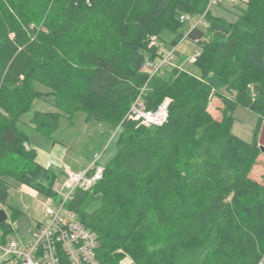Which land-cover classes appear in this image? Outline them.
<instances>
[{
	"label": "trees",
	"instance_id": "trees-1",
	"mask_svg": "<svg viewBox=\"0 0 264 264\" xmlns=\"http://www.w3.org/2000/svg\"><path fill=\"white\" fill-rule=\"evenodd\" d=\"M244 3L232 20L213 15L208 0H0V204L10 217L22 214L8 204L10 178L57 196V173L19 125L35 99L51 98L57 110L30 117L45 136L79 111L119 127L102 178L66 203L96 233L101 264L126 254L136 264H259L264 178L251 174L262 153L264 0ZM185 13L205 14L206 28L187 33L199 72L151 74L145 62L163 57L152 36L174 32L177 45ZM139 96L151 110L172 99L164 125L128 116ZM213 96L220 118L208 110ZM237 105L259 115L252 142L233 132ZM0 230L5 238L11 223Z\"/></svg>",
	"mask_w": 264,
	"mask_h": 264
},
{
	"label": "rangeland",
	"instance_id": "rangeland-1",
	"mask_svg": "<svg viewBox=\"0 0 264 264\" xmlns=\"http://www.w3.org/2000/svg\"><path fill=\"white\" fill-rule=\"evenodd\" d=\"M208 1V7L213 15L221 14L232 20L236 17L235 13H232L231 10H234V8L237 9L238 6V8L241 9L246 7L245 3H240L237 7L231 6L232 8L227 12L222 7H217L220 5V1L211 4L210 0ZM201 16L202 15H191V17L186 20L184 26L179 30V32L183 33V36L179 39L180 42L177 44V51L175 44L176 33L165 30L161 33L160 37H158V43L162 48L163 57H165V55L172 49H175L171 63L165 67L170 68L172 66H177L179 69L187 71L190 74H197L199 72L194 65V60H191L194 51L198 49V44L187 38V32L189 27L196 20L197 26L202 29L206 28L207 23H205V18L203 20L204 22H202L200 21ZM144 68L149 71L146 62ZM36 85L39 89H45L44 85L38 83ZM170 100L172 99L170 98ZM222 106L223 102L221 99L217 96H213L210 99L208 110L214 117L220 118ZM35 110L54 111L57 110V108L54 106L51 98H37L34 100L30 109L20 117L19 125L28 135V143L42 152L40 157H46L50 160L53 159V157H56L61 160L59 162L58 160L53 163L51 162L50 165V168L57 173L55 186L58 187L59 194L54 199H52L51 196H46L42 193L33 195L24 188L22 183L10 178L8 204L19 209L22 214L13 220L8 213V221L11 223L12 231L8 233L5 238H2L0 235V242L2 245H5L9 240L28 243L34 238V232L37 230V223L44 217L45 205L49 204V202H53L55 206H58L60 203V199L63 195L62 189L67 182V167L78 170L80 165L88 162L95 153H100V162L105 163L117 150L116 136L119 127L116 130H113L105 123H99L95 120L89 119L87 120L86 113L84 111H79L73 120H69L66 116H62L59 129L49 137L40 133L31 124L30 117ZM169 115L171 116L172 113L169 112ZM234 116L236 119L233 123V132L240 138L252 142L256 136L255 133L259 120L258 113L243 105H237L234 110ZM257 138L259 143L264 145V124L262 125ZM251 175L259 181L263 180L264 152L259 155L258 162L254 166ZM1 207L3 206L1 205ZM1 232L2 231L0 230V233ZM3 257V250L0 248V261L3 260ZM122 263H127L126 255L123 256Z\"/></svg>",
	"mask_w": 264,
	"mask_h": 264
},
{
	"label": "built area",
	"instance_id": "built-area-1",
	"mask_svg": "<svg viewBox=\"0 0 264 264\" xmlns=\"http://www.w3.org/2000/svg\"><path fill=\"white\" fill-rule=\"evenodd\" d=\"M219 1L222 0H210V4ZM204 16L205 14L201 16L200 21L204 22ZM190 17L189 13L181 15L182 20ZM196 40L193 42L196 43ZM158 41V36L154 35L150 43L158 45ZM174 52L175 49H172L157 61H146L150 73L154 74L171 63ZM198 54L199 51H195L191 60H195ZM170 103V98L166 97L156 109L151 110L144 106L139 96L128 116L146 125H164L169 118ZM100 158L101 154L95 153L88 165L78 170L66 168L67 182L62 189L63 195L59 205L55 206L53 202L45 205L44 217L37 223V230L30 242L20 243L9 240L5 245L0 242L4 255L1 264H101L97 258L99 240L96 233L66 206L77 188L89 189L102 178L104 165L100 162ZM53 190L57 195L59 194L57 186L54 185ZM126 260V264H135L128 254ZM259 264H264V258Z\"/></svg>",
	"mask_w": 264,
	"mask_h": 264
},
{
	"label": "crops",
	"instance_id": "crops-1",
	"mask_svg": "<svg viewBox=\"0 0 264 264\" xmlns=\"http://www.w3.org/2000/svg\"><path fill=\"white\" fill-rule=\"evenodd\" d=\"M244 1L245 0H230V1H222L221 3H220V5H218L217 7L219 8V7H222L225 11H229L232 7L231 6H237V5H239L240 3H244ZM216 16H222V17H225L224 15H221V14H216ZM197 24V20L196 21H194L193 23H192V25L189 27V29H188V32L195 26ZM187 32V33H188ZM198 49H199V46H198ZM197 49V50H198ZM197 50H195V51H197ZM194 51V52H195ZM28 145V147H30V148H34L35 150H36V153H37V156H36V159H37V161L39 162V163H41L42 165H44L45 167H48V168H50V165H51V162L53 163V162H56L57 160H58V162L59 161H61L59 158H56V157H53V159H49V158H46V157H40V154L42 153V152H40L38 149H36L35 147H32L31 146V144L30 143H28L27 144ZM91 159V158H90ZM90 159L88 160V162H85L84 164H81L80 165V167L79 168H82V167H84V166H86V165H88V163L90 162ZM104 164V163H103ZM78 168V169H79ZM52 169V168H51ZM53 170V169H52ZM55 171V170H54ZM24 185V188L28 191V192H30V193H32L33 195H37L39 192L37 191V190H35V189H33V188H31V187H29L28 185H26V184H23ZM8 220H9V218H8Z\"/></svg>",
	"mask_w": 264,
	"mask_h": 264
},
{
	"label": "water",
	"instance_id": "water-1",
	"mask_svg": "<svg viewBox=\"0 0 264 264\" xmlns=\"http://www.w3.org/2000/svg\"><path fill=\"white\" fill-rule=\"evenodd\" d=\"M262 152H264V145H261ZM9 218L8 212L0 204V223L7 221Z\"/></svg>",
	"mask_w": 264,
	"mask_h": 264
}]
</instances>
